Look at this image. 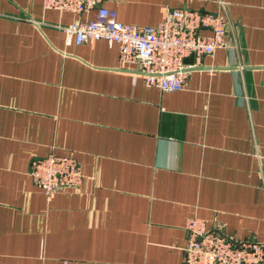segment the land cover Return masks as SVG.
I'll list each match as a JSON object with an SVG mask.
<instances>
[{
    "label": "crops",
    "instance_id": "obj_1",
    "mask_svg": "<svg viewBox=\"0 0 264 264\" xmlns=\"http://www.w3.org/2000/svg\"><path fill=\"white\" fill-rule=\"evenodd\" d=\"M103 5L135 26L220 14L235 44L161 92L115 45H66L84 16L0 0V264H182L192 217L264 245V0ZM49 154L82 179L46 199L29 169Z\"/></svg>",
    "mask_w": 264,
    "mask_h": 264
},
{
    "label": "built area",
    "instance_id": "obj_2",
    "mask_svg": "<svg viewBox=\"0 0 264 264\" xmlns=\"http://www.w3.org/2000/svg\"><path fill=\"white\" fill-rule=\"evenodd\" d=\"M105 1L42 0V7L84 16L60 27L66 45L98 40L115 45L119 61L137 66L144 85L161 92L183 90L188 72L202 56L235 44L232 27L220 14L181 6L168 10L155 26H135L117 21L115 12L104 7ZM190 57L192 62L187 63ZM29 175L46 199L58 190L77 189L82 179L74 159L54 154L33 159ZM185 231L182 264H264V245L254 239L240 240L218 228L208 229L195 217L186 221Z\"/></svg>",
    "mask_w": 264,
    "mask_h": 264
},
{
    "label": "water",
    "instance_id": "obj_3",
    "mask_svg": "<svg viewBox=\"0 0 264 264\" xmlns=\"http://www.w3.org/2000/svg\"><path fill=\"white\" fill-rule=\"evenodd\" d=\"M186 62L191 63V62H192V58H191V57L188 58V59L186 60Z\"/></svg>",
    "mask_w": 264,
    "mask_h": 264
}]
</instances>
